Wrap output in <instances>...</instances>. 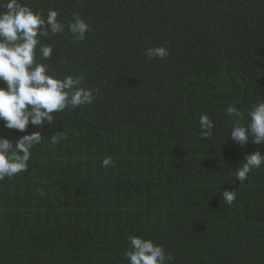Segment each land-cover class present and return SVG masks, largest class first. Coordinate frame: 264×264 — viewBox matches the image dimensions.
<instances>
[{
    "label": "trees",
    "instance_id": "trees-1",
    "mask_svg": "<svg viewBox=\"0 0 264 264\" xmlns=\"http://www.w3.org/2000/svg\"><path fill=\"white\" fill-rule=\"evenodd\" d=\"M25 2L90 24L79 43L66 26L41 42L55 45L54 71L98 91L54 125L27 127L44 137L27 171L0 181V264H129L133 235L170 264H264V165L243 183L234 171L264 144L232 141L226 113L231 104L246 119L264 100V0ZM159 46L163 60L144 55ZM57 131L65 139L50 145ZM26 133L0 121L13 142ZM225 189L237 192L231 205Z\"/></svg>",
    "mask_w": 264,
    "mask_h": 264
},
{
    "label": "clouds",
    "instance_id": "clouds-1",
    "mask_svg": "<svg viewBox=\"0 0 264 264\" xmlns=\"http://www.w3.org/2000/svg\"><path fill=\"white\" fill-rule=\"evenodd\" d=\"M59 12L48 9L33 10L25 0H0V121L4 127L26 133L29 124L42 128L54 125L55 114L65 109H76L91 104L98 89L90 88L84 76L67 74L61 77L53 70L51 54L54 44L41 42L42 37H50L67 31L74 43H79L90 32V24L73 12L70 20L58 19ZM37 51L40 60L36 59ZM144 55L150 59L163 60L169 55L164 46L149 47ZM226 113L232 118V127L227 132L232 141L246 145L251 138L255 145L264 144V100H258L244 113L234 105H229ZM200 138L213 135L214 122L208 115L199 119ZM40 131L24 134L14 142L0 136V181L6 177L26 172L32 156V149L42 142ZM49 137V144L56 145L65 139L61 131ZM113 165L111 157L101 161L102 167ZM264 165V154L252 151L245 154L239 166L234 169L236 180L243 183L250 172ZM43 195V193H41ZM222 201L231 205L236 199V190L225 189L220 193ZM130 247L125 252L129 264H170L173 257L166 254L162 245L150 239L130 236Z\"/></svg>",
    "mask_w": 264,
    "mask_h": 264
}]
</instances>
